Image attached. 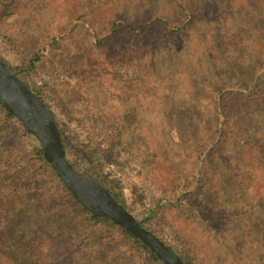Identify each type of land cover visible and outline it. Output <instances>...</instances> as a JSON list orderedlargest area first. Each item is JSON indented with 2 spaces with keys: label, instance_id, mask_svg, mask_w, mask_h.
<instances>
[{
  "label": "trees",
  "instance_id": "1",
  "mask_svg": "<svg viewBox=\"0 0 264 264\" xmlns=\"http://www.w3.org/2000/svg\"><path fill=\"white\" fill-rule=\"evenodd\" d=\"M158 2L0 0V38L20 60L0 61L52 112L75 172L106 188L185 264H237L264 202L259 195L234 207L226 194L240 198L252 186L264 188V58L251 64L248 79L235 73L245 66L237 56L208 68L215 74L204 80L215 94L199 86L200 99L191 98L192 104L213 102L212 114L198 113L206 139L194 154L180 155L195 117L184 132L172 128L170 135L172 113L156 99L165 102L173 86L184 90L183 82L195 84L175 56L185 52V36L200 38L206 23L183 0L171 1L174 13ZM247 32L240 26L221 41L241 47ZM130 41L151 47L125 51ZM217 72L234 73L216 84ZM225 153L229 162L221 161ZM254 259L264 264V249ZM0 264H163L124 228L93 215L1 100Z\"/></svg>",
  "mask_w": 264,
  "mask_h": 264
},
{
  "label": "rangeland",
  "instance_id": "2",
  "mask_svg": "<svg viewBox=\"0 0 264 264\" xmlns=\"http://www.w3.org/2000/svg\"><path fill=\"white\" fill-rule=\"evenodd\" d=\"M158 5L162 6V10H166L174 13L177 9L172 0H159ZM176 3V1H175ZM178 4V3H177ZM185 10H194L198 14L205 24L204 31L200 38L192 37L188 38L185 36L186 50L181 55L177 53L175 56L177 65H180L183 70V76L185 79L194 78L195 84L190 86V82L185 85L184 82L181 83V86L184 90H175V86L170 88L168 92L163 96L165 99L161 100L156 99L158 103H167L165 108L172 113L170 119H167L170 122V125L167 128L168 134H170L172 128L173 131L184 132L186 126V120L193 115L195 118L192 123L191 135H187L184 144L186 148L181 152L180 155H188V152L195 153V147L204 144L206 139V128L205 122L203 119L205 117H199V111H204V114H212L214 111L213 102H208L203 104L201 101H195L196 104H192L191 98H199L200 96L195 92L194 88H199L202 86L204 89H207L211 92L212 96L215 94L214 85L208 82H205L204 76L215 74L208 72V68L217 67L219 65L227 66L228 61L231 62L234 56H237L238 59L244 61V68L242 70H237L235 73L239 76L243 75L248 79V75L251 70V64L257 58H264V0H183ZM243 26L248 32L243 34L246 38L242 41V46H229L224 40V36H228L232 32L237 31V28ZM223 37V39H222ZM131 42V41H130ZM134 42L124 43L123 49L126 51H131L130 49H135L137 53L141 54V51L145 49H150V45L146 46L141 45L139 42L133 44ZM130 46H132L130 48ZM135 46V47H134ZM241 49V51H240ZM137 56V59H140L141 55ZM0 56L10 65H18L19 58L18 55L7 45L5 39L0 38ZM238 72V73H237ZM249 72V73H248ZM234 72H228L225 76H221L217 72L215 77L216 84L220 81L225 80L224 77L232 76ZM249 80H246L248 83ZM214 89V90H212ZM206 98V97H205ZM208 100V98H206ZM133 104L137 100H131ZM210 101V100H209ZM139 105H135L138 107ZM192 109L190 112L187 110ZM169 113V112H168ZM207 116V115H206ZM171 135V134H170ZM238 156V155H237ZM221 161L229 162V155L224 154L221 157ZM239 161L238 160H235ZM218 164V160L216 164ZM136 183L139 185L142 184L145 186L149 192L153 190V187L144 182V180L134 178ZM262 196V203L264 202V188L259 187L257 190L252 186L250 190H244L240 194V198L234 196L233 194L227 193L226 197L228 201L231 200V203L234 204V207L239 208L243 207L246 204L244 198H255L257 199ZM243 197V198H241ZM142 206V203H141ZM143 207V206H142ZM257 212L259 220L252 227V236L253 241H250L247 244H244L241 250L247 248L246 257L244 260L237 261V264H255L258 262L254 259V256L260 249H264V208ZM144 209V207H143ZM159 221V220H158ZM173 223H177L178 220L175 218L172 220ZM156 225V222L154 223ZM153 225V226H154ZM158 228L166 235H169V238L175 244H179L175 235L170 233L167 227L163 226L159 222ZM225 235H222L223 238ZM227 264H232L228 261Z\"/></svg>",
  "mask_w": 264,
  "mask_h": 264
},
{
  "label": "water",
  "instance_id": "3",
  "mask_svg": "<svg viewBox=\"0 0 264 264\" xmlns=\"http://www.w3.org/2000/svg\"><path fill=\"white\" fill-rule=\"evenodd\" d=\"M0 100L6 109L17 116L30 134L39 141L44 158L54 168L65 186L96 217L110 219L139 239L159 258L163 264H185L166 246L114 200L109 191L96 180L75 172L67 160L55 118L26 85L12 74L0 61Z\"/></svg>",
  "mask_w": 264,
  "mask_h": 264
}]
</instances>
